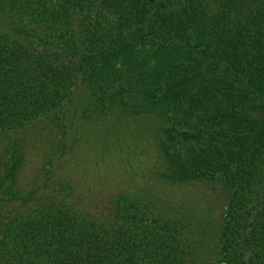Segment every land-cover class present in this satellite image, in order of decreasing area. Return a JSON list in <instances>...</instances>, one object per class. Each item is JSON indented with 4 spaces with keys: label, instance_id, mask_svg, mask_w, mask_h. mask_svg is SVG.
<instances>
[{
    "label": "trees",
    "instance_id": "16d2710c",
    "mask_svg": "<svg viewBox=\"0 0 264 264\" xmlns=\"http://www.w3.org/2000/svg\"><path fill=\"white\" fill-rule=\"evenodd\" d=\"M81 88L85 119L128 105L165 119L164 180L226 193L221 222L211 232L205 192L161 194L170 209L124 194L102 215L22 192L8 148L0 205L17 207L0 212V264H208L206 250L264 264V0H0V133L61 113Z\"/></svg>",
    "mask_w": 264,
    "mask_h": 264
},
{
    "label": "rangeland",
    "instance_id": "374dc122",
    "mask_svg": "<svg viewBox=\"0 0 264 264\" xmlns=\"http://www.w3.org/2000/svg\"><path fill=\"white\" fill-rule=\"evenodd\" d=\"M247 13L244 7L236 13V20L243 22ZM81 90L61 113H52L25 130L0 133V170L8 148L22 156L14 187L22 192L37 189L47 196L55 191L61 194L59 198L95 215L104 214L111 201L124 194L170 209L171 203L160 200L167 192L185 198L205 192L213 194L212 204H217L207 213L211 232H215L225 212L227 194L219 188L211 192L212 185L208 184L176 187L164 180L168 171L159 140H168L170 124L155 114L128 111L129 105L119 120L85 119L78 110L91 91ZM260 116L252 114L254 118ZM2 203L0 212L17 207L16 203ZM197 219L205 222L202 217ZM204 253L208 264L216 263L213 251Z\"/></svg>",
    "mask_w": 264,
    "mask_h": 264
}]
</instances>
